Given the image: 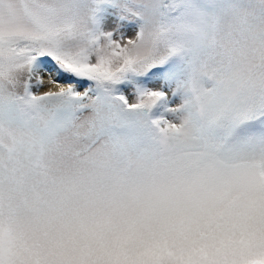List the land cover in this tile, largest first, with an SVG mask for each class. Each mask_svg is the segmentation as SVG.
Segmentation results:
<instances>
[{
	"label": "snow or ice",
	"instance_id": "1",
	"mask_svg": "<svg viewBox=\"0 0 264 264\" xmlns=\"http://www.w3.org/2000/svg\"><path fill=\"white\" fill-rule=\"evenodd\" d=\"M0 264H264V0H0Z\"/></svg>",
	"mask_w": 264,
	"mask_h": 264
},
{
	"label": "bare ground",
	"instance_id": "2",
	"mask_svg": "<svg viewBox=\"0 0 264 264\" xmlns=\"http://www.w3.org/2000/svg\"><path fill=\"white\" fill-rule=\"evenodd\" d=\"M45 83L47 84V80H45ZM53 90H55V89H53Z\"/></svg>",
	"mask_w": 264,
	"mask_h": 264
}]
</instances>
